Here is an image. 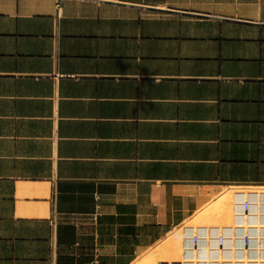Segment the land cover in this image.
<instances>
[{
    "label": "crops",
    "instance_id": "1",
    "mask_svg": "<svg viewBox=\"0 0 264 264\" xmlns=\"http://www.w3.org/2000/svg\"><path fill=\"white\" fill-rule=\"evenodd\" d=\"M246 188L264 0H0V264H143Z\"/></svg>",
    "mask_w": 264,
    "mask_h": 264
},
{
    "label": "built area",
    "instance_id": "2",
    "mask_svg": "<svg viewBox=\"0 0 264 264\" xmlns=\"http://www.w3.org/2000/svg\"><path fill=\"white\" fill-rule=\"evenodd\" d=\"M232 217L228 226H182L183 244L207 251L193 264H264V188L231 189ZM196 248V249H195ZM214 254V255H213ZM158 264H182L167 263Z\"/></svg>",
    "mask_w": 264,
    "mask_h": 264
},
{
    "label": "bare ground",
    "instance_id": "3",
    "mask_svg": "<svg viewBox=\"0 0 264 264\" xmlns=\"http://www.w3.org/2000/svg\"><path fill=\"white\" fill-rule=\"evenodd\" d=\"M232 201H233L232 192L224 193L220 196V203L219 204H213V205L209 204L211 206L209 207V209H206V211H208V212H203L201 216L206 215L207 219H211V217H212L211 222H213V224L214 223H216V224L220 223L221 221H226L228 223V221L232 217V211H231L232 210ZM227 202H230L231 204H229V206L227 208H222L224 206L223 204L227 203ZM225 216L226 217L228 216V218L226 219ZM219 225H221V227H223L222 225H224V224L222 223ZM214 226H216V225H214ZM224 226H226V225H224ZM209 227H211V226H209ZM180 232H181L180 234H182L183 231L181 230ZM180 234L178 232L174 235H170L172 237H170L169 239H167L163 243L160 251L166 253L167 255L172 254L173 256H161L159 258V259H161V260H159V263H162V262L177 263V262H179L182 264H193V262H195L196 258H199L201 260L204 259V256L206 255L207 251H204L205 245L203 244V242H204L202 239L203 237L202 236L200 237L198 250H194V248L192 246L183 244V238L182 237L180 238V236H179Z\"/></svg>",
    "mask_w": 264,
    "mask_h": 264
},
{
    "label": "rangeland",
    "instance_id": "4",
    "mask_svg": "<svg viewBox=\"0 0 264 264\" xmlns=\"http://www.w3.org/2000/svg\"><path fill=\"white\" fill-rule=\"evenodd\" d=\"M220 203V197L219 198H216L213 202H211L210 204H219ZM229 204H231L230 202H227V203H224L222 206V208H227L228 206H229ZM211 205H208L204 210H202L199 214H197V216L194 218V219H192V220H190V221H188L186 224H185V226H213V227H218L219 226V228L221 227V225H219V224H224V225H229L230 224V220L228 221V223L226 222V221H221L220 223H214L213 224V222H211V220H212V217H211V219H207V217H206V215L205 216H201L202 215V213L203 212H208V211H206V209H209V207H210ZM221 207V206H220ZM212 209V208H211ZM226 217V216H225ZM228 218V216L226 217V219ZM210 220V221H209ZM214 225H216V226H214ZM224 225H222V226H224ZM181 231V229H179V234L181 233L180 232ZM176 233H178V232H176ZM176 233H173V234H171V235H174V234H176ZM180 236V238L182 237V234H180L179 235ZM170 237H172V236H169L168 238H166L165 239V241L167 240V239H169ZM165 241H163L161 244H159V246H157V248H155V250H153V251H151V253L150 254H148L147 256H153L152 258L151 257H149V259L147 260V261H145L143 264H158L157 262H159V260H161V259H159L161 256H173L172 254H166V253H164V252H161L160 250H161V248H162V245H163V243L165 242ZM166 254V255H165ZM157 255V256H156Z\"/></svg>",
    "mask_w": 264,
    "mask_h": 264
}]
</instances>
